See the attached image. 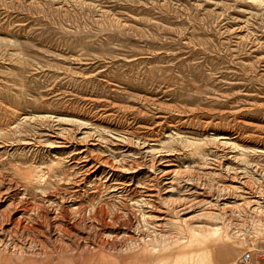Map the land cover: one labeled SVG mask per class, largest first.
I'll list each match as a JSON object with an SVG mask.
<instances>
[{
    "label": "rangeland",
    "instance_id": "obj_1",
    "mask_svg": "<svg viewBox=\"0 0 264 264\" xmlns=\"http://www.w3.org/2000/svg\"><path fill=\"white\" fill-rule=\"evenodd\" d=\"M0 209L18 264L264 246V0H0Z\"/></svg>",
    "mask_w": 264,
    "mask_h": 264
},
{
    "label": "bare ground",
    "instance_id": "obj_2",
    "mask_svg": "<svg viewBox=\"0 0 264 264\" xmlns=\"http://www.w3.org/2000/svg\"><path fill=\"white\" fill-rule=\"evenodd\" d=\"M20 118V117H19ZM13 204V203H12ZM25 205V204H24ZM53 206V205H52ZM30 208V207H29ZM32 208V207H31ZM26 209V208H25ZM1 210V209H0ZM16 210V209H15ZM3 211V210H2ZM14 211V210H13ZM101 211V210H100ZM99 211V212H100ZM1 212V211H0ZM12 212V211H11ZM49 212V211H48ZM4 213V212H2ZM0 213V218L2 219L3 215L5 214H2ZM97 213H98V210H97ZM69 214V213H68ZM11 215V213H10ZM65 215V214H64ZM6 216V215H5ZM21 216V215H19ZM17 218V216H15ZM10 218V217H9ZM8 218V219H9ZM23 218V217H22ZM7 219V220H8ZM15 219V218H13ZM24 219V218H23ZM46 219V218H45ZM6 220V219H5ZM5 220H0V221H5ZM17 220V219H16ZM16 220L11 221L13 222V227H9V228H13V229H21V230H28V228L26 227H30V226H26L27 222L24 221L25 223V226L24 225H21L20 223L23 222L21 219V222H17ZM48 220V219H47ZM67 220V219H66ZM144 220V219H143ZM43 221V220H42ZM51 221V220H50ZM8 223V221H6ZM45 222V221H44ZM43 222V223H44ZM4 223V222H2ZM1 223V224H2ZM42 223V224H43ZM48 223V222H47ZM49 224V223H48ZM3 225V224H2ZM58 225V224H57ZM60 225V224H59ZM58 225V226H59ZM76 225V224H75ZM35 226V225H34ZM46 226V225H45ZM56 226V225H55ZM1 227V226H0ZM33 227V226H32ZM36 227V226H35ZM63 227V226H62ZM70 227V226H69ZM34 228V227H33ZM56 228H59V227H56ZM74 228V226H73ZM72 228V229H73ZM7 229V228H6ZM30 229V228H29ZM35 229V228H34ZM37 229V227H36ZM35 229V230H36ZM66 230V228H64ZM68 229V228H67ZM26 230V231H27ZM34 230V231H35ZM50 230V229H49ZM68 230H71V229H68ZM191 230V229H190ZM202 230V231H201ZM8 231V229H7ZM13 231V230H11ZM192 235L190 236H184V237H179L177 238L176 240H171V241H168V240H165L161 243H158V244H150L149 245V248L151 249V252H152V256H153V259H154V262L155 264H176L178 261H179V257L181 256L182 253L188 251V245L191 246V241L194 240V239H198L200 236H203L205 237L206 236V229L205 228H202V229H192ZM14 232V231H13ZM20 232V230H19ZM33 233V231H31ZM190 232V231H189ZM188 232V233H189ZM15 233V232H14ZM29 233V232H28ZM8 234V233H7ZM16 234V233H15ZM14 234V235H15ZM27 234V233H26ZM22 235V234H21ZM57 235V234H56ZM181 235V234H180ZM14 237V236H13ZM239 237V236H238ZM175 238V237H174ZM13 239V238H12ZM49 239V238H48ZM173 239V238H172ZM258 239V236L255 237V238H252V241L253 243ZM57 240V239H56ZM1 241V240H0ZM198 241V240H197ZM232 242V241H231ZM11 243V242H10ZM32 243V241H31ZM197 243V242H196ZM59 244V243H58ZM193 244V243H192ZM17 244H13L12 243V246L8 245L6 243V241H1L0 242V254L5 256V259L2 260V262H5V261H8V263L10 264H18L14 261V257L15 256H18L20 253H21V247L17 246V248H14ZM51 246V245H50ZM19 247V248H18ZM54 247V246H53ZM28 249V248H27ZM190 249V248H189ZM30 250V249H29ZM35 250V249H34ZM72 250V249H71ZM39 251H40V247H39ZM42 251V250H41ZM92 251V250H91ZM31 252V251H30ZM38 252V251H37ZM36 251H34L35 254H37ZM44 252V251H43ZM41 253V252H39ZM33 254V253H31ZM38 255V254H37ZM30 256V255H29ZM36 256V255H35ZM42 256V255H41ZM40 256V258H41ZM73 256V255H72ZM31 257V256H30ZM234 257V256H233ZM33 258V257H32ZM35 258V257H34ZM39 258V256H38ZM36 258V259H38ZM232 258L229 257V259H227V262H231ZM36 261V260H35ZM26 263V262H25ZM36 263V262H35ZM4 264V263H3ZM44 264V263H43Z\"/></svg>",
    "mask_w": 264,
    "mask_h": 264
},
{
    "label": "built area",
    "instance_id": "obj_3",
    "mask_svg": "<svg viewBox=\"0 0 264 264\" xmlns=\"http://www.w3.org/2000/svg\"><path fill=\"white\" fill-rule=\"evenodd\" d=\"M235 264H264V246L244 249L238 255Z\"/></svg>",
    "mask_w": 264,
    "mask_h": 264
}]
</instances>
